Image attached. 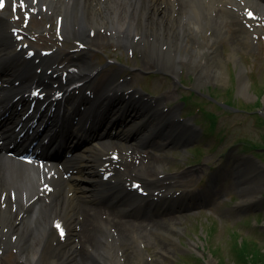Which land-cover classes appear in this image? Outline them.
Returning a JSON list of instances; mask_svg holds the SVG:
<instances>
[{
  "label": "bare ground",
  "instance_id": "6f19581e",
  "mask_svg": "<svg viewBox=\"0 0 264 264\" xmlns=\"http://www.w3.org/2000/svg\"><path fill=\"white\" fill-rule=\"evenodd\" d=\"M168 1L171 9H175V0ZM161 2L164 3L166 0H23L24 5L37 8L46 6L48 7L47 10H54L52 14L56 13V22L57 15L59 16L60 29L63 33L74 40H80V43H88V41L93 43L94 41L98 44L96 37L95 39H87L88 33L97 25L104 24L108 30L119 37L118 40L122 44L129 47L134 43L141 45L144 40H134L132 35L140 33L138 24H141L142 18L144 26L150 29V33L153 32L152 28H155L156 31L163 30V25L166 24L168 28H173V30L170 29L173 33L169 32L164 36L157 32L163 39L151 41V50L149 52L145 51L144 56L150 59L154 67L157 66L160 69L175 72L179 63L183 62L192 70L202 74L208 67V58L211 57L214 48V38L207 36L203 29L205 18L199 9L202 0L188 1L183 10L174 15H171L169 11L165 12L164 8L162 9L160 6ZM4 3L7 4V11L6 13L0 12V19L7 22L0 25V32L3 29L2 27H14L15 22L9 19L10 17H7V14L10 13L11 16L16 13L17 5L20 8L21 0H15V3L13 0H4ZM145 4L151 6V9L147 8L150 10L146 16H144L146 13H143L146 12L144 10ZM215 5L219 6L218 11L221 10L227 17L242 19L247 26L255 25V23L260 26L264 25V0H216ZM216 6L213 5L211 11ZM250 11L260 16V23L262 24H259L254 16L249 18L245 15ZM239 24L242 25L241 21H239ZM254 30L251 29L250 31ZM164 31L168 32L166 29ZM250 31L247 30V33L249 34ZM175 32H178V42L176 41V43H174L176 39L169 37L177 34ZM157 42L159 44H156ZM10 51L0 54V67L5 63L3 60L8 61L16 55V52L11 53ZM78 52L81 53V50ZM204 52L209 55L208 58L205 57ZM32 60L22 61L23 65H20V68L16 69L14 74L16 76L22 74L21 71L25 70V66L37 65ZM82 62L81 66L73 64L75 68L70 72H62L57 67L53 71L60 74L61 72L62 74L67 73L69 79H86L88 66H85V60ZM67 63L63 66H72ZM13 70L6 71L5 69L2 70L4 74L0 73L3 82L0 90V107L7 99L17 95L19 96L17 101L24 107L25 99L21 91L26 92L25 89L18 85H10L11 80L8 76L12 74ZM105 72L106 75H102L99 87L96 88L91 101L82 112H76L72 103L66 102L64 99L61 103L57 101L54 111L48 113V110L52 108V102L55 100L53 96L48 95V90H53L54 85L47 83L44 86V80L41 85H43V90L46 89V94L41 95V100L31 103L28 101L27 103L43 112L40 118L43 123L49 121L43 141L46 139V142L54 143L57 148L53 145V151L55 148L59 150L60 143H63L65 139L70 142H79L83 135L88 134L86 125L93 121L98 124L100 117L103 118L104 114H101L103 112L106 113L110 110L111 112L106 116V119L113 118V123H116L117 120L127 117L125 116L126 112L142 110V113H134L131 115L133 117L128 118L129 120L126 123L124 122V128L120 129V138L115 142L98 137V140H95L96 142L93 139L83 148L71 151V155L63 159V163L61 162L62 165L44 164L43 166L42 164L36 166L24 164L33 163V161L20 160L8 155L7 144L5 142L0 144V222L5 217L3 223L7 222L9 224L8 232L3 234L5 239L12 229L13 234H17V242L19 243L20 240V243L26 246L22 252L24 264H121L122 261L117 253L118 238H122L124 234L129 232L128 229L122 231V227L128 225L132 227L130 236L136 239L134 242L140 247L139 236L133 233L136 232L134 226L141 223L140 225L143 227L145 222L161 224L164 219L166 220L167 213L172 210L153 208L152 215H132L135 212L130 214L127 208L133 209L131 203L137 197L133 195L130 204L129 201L117 203V207H120L119 209L122 212L118 211L117 207H112L110 210L108 204L103 206L94 205V201L115 199L119 195L128 198L133 193L132 190L128 189L130 179L127 177L131 172L130 165L124 164L127 167L123 170L117 169L112 175L109 173L110 165L114 163V161H109V158H107L111 148L117 145L119 148L127 147L128 150H131L132 146L135 147L136 143L145 142L149 135L157 130H160L162 139L166 140L167 144L168 140L170 142L184 139L182 137L186 132L180 126L181 124L169 121L174 115L170 114V111L163 113L161 109L159 111L157 105L154 107L149 100H145L140 95L135 97V94L128 93L126 85L129 80H123L122 82L111 80L110 75L112 73L109 70H105ZM28 76L29 82L34 79L41 81V77L37 74ZM43 77L50 79L53 76L50 77L44 74ZM57 86L61 89L64 87L61 82ZM241 87L246 89V81L243 78H241ZM80 96L72 98L73 104L78 101ZM29 97L32 98L30 101H33V97L31 95ZM163 98H166V96ZM58 102L60 104H57ZM19 114L20 112H17L5 125H1L0 140L15 134L12 127L18 121H21V118H18ZM143 114L150 118L141 120L140 117ZM30 120L31 118L28 117L22 122L27 123ZM151 120H154V122H150ZM66 125L68 130H65ZM140 126H143V128L140 133L134 136L135 129L132 127L139 128ZM59 129L58 139L56 134ZM34 133H36L35 129L33 130ZM130 138L133 142L126 145L125 141L130 140ZM19 139L22 142L19 145H22L26 137L21 136ZM46 142H41L40 146H45L44 143ZM1 159H3V162ZM150 159L153 160L152 155H150ZM112 169L114 168L112 167ZM152 171L153 169H148V175L153 176ZM174 183V181L162 182L158 184L157 188L164 189L166 192L167 186ZM12 186L18 194L16 199H12L10 195L8 197L4 196V199L1 198V195H4L3 193ZM157 196H159L158 199L164 198L166 201L169 200L170 196L172 202L173 199L183 197L175 196L173 193H164ZM15 204L17 207L13 210L12 205ZM138 206L141 207L143 204L139 203ZM56 222L59 223V227L54 228L53 224ZM61 231H64L66 235L64 244L58 243L61 242L58 237V233ZM96 234H99L97 244L95 242ZM24 238L25 242L22 241ZM131 255L132 252L129 256Z\"/></svg>",
  "mask_w": 264,
  "mask_h": 264
},
{
  "label": "rangeland",
  "instance_id": "374dc122",
  "mask_svg": "<svg viewBox=\"0 0 264 264\" xmlns=\"http://www.w3.org/2000/svg\"><path fill=\"white\" fill-rule=\"evenodd\" d=\"M188 1L190 0H175V9H171L168 0L161 2L160 6L165 12L169 11L171 15H174L181 12ZM215 2L216 0H202L199 6L205 18L203 29L207 36L214 38L211 57L208 58L209 55L204 52L205 57L208 58V67L202 74L192 70L183 62L179 63L175 72L160 69L157 66L154 67L150 59L144 56L145 51L151 50V41L163 39L158 33L164 36L169 32L173 33L170 30L173 28H168L166 24L163 26L168 32L164 29L156 31L152 28L153 32L150 33V29L144 26L142 18L138 29L140 39H143L144 43L135 47L137 50H143L140 51L141 53L139 50L133 51L132 56L127 55L122 49L121 42L108 37L107 27L104 24L97 25V31H95L97 33L89 35L88 39L96 37L98 44L94 41L88 42L84 49L85 55L101 65L108 54L110 56L107 59H113L116 63L100 66V73L96 74L94 83L102 80V75H106L105 70L111 73L114 71L112 77L119 80L130 79L127 84L129 89H137L145 97H150L149 94L154 95L151 98H156V102H160L161 107L175 114L172 116L176 117L180 124L185 126L188 124L192 128L191 132L186 131L183 135L186 137L182 141L185 142L184 144L181 141H173L174 143L164 146L163 141L155 136L157 133L155 131L152 136L150 135L148 144H136L137 146H132L131 150L127 149L123 154L121 152L120 157L114 160V169L123 170L127 167L124 164L130 165L131 172L127 178L140 182V187L150 194L163 192L164 189L161 191L157 186L166 181L175 182L167 186V191L183 196L207 187L212 191L209 199L202 201L200 206L167 213L166 220L164 219L161 224L145 222L144 230L141 223L134 226L136 232L133 233L139 236L140 248L134 242L136 239L130 236L132 227L130 225L122 227V231L128 229L129 232L122 238H118L117 253L122 261L121 264H221V256L226 258V263L234 264L232 243L240 241L248 232L249 238L254 240L253 242L261 250H264V237L260 235L257 225H252L257 212L251 210L253 206L261 209L263 217L259 218L264 225V150L260 148L264 145V124L254 115L256 111H259L264 117V26L260 30L256 29L252 35H248L247 28L239 25L238 19L229 18L221 10L218 11L220 7L216 6ZM213 5L216 7L211 11ZM6 8L7 5L2 10L3 13H6ZM147 8L151 9V6L144 5L146 11L143 12L146 13L144 16L150 10ZM53 11L48 12L47 18L43 13L32 14L31 22L25 26V28L28 27L27 31H30L31 36L26 37L25 41L35 51L39 48H56L61 55H64L69 49H74L75 42L70 37L55 40V36H52L50 30L56 18V13L52 14ZM17 12L21 17L18 22L21 23L22 10L17 9ZM7 17L13 20L10 13ZM6 22V20H0L1 25ZM101 29L103 31H99ZM175 33L177 34L169 36L176 39L174 43L178 40V32ZM64 57L69 59L68 56ZM241 78L246 81V89L241 87ZM208 89L214 90L216 101L235 100V105L241 109L223 111L213 103L204 101L203 96L207 94ZM228 89L230 93L226 91ZM190 91H195L198 96L191 95L183 101ZM256 95L261 96L259 103H257ZM164 96L166 98H163ZM194 102H201L200 106L204 111L216 114V122L212 130H207L208 121ZM115 127L113 126V130ZM112 141L115 142V139ZM153 143L156 144L153 145ZM253 152L261 153V156ZM150 155L153 156V160L150 159ZM241 158L255 162L263 170L262 180L255 189L256 193L245 194L234 185L231 178L233 165L237 159L242 160ZM148 169H153V176L148 175ZM216 174L220 177L227 175V178L216 179L214 178ZM211 180H216L213 188L210 185ZM9 189L5 192L6 197L9 196ZM141 198L145 196L142 195ZM116 200L94 201V205L103 206L105 203ZM108 208L111 210L112 206ZM117 210L122 212L118 208ZM128 213H134L132 215L136 216L140 212L133 210ZM152 214L147 213V215ZM239 219L243 221L237 223ZM2 220L4 221L5 217ZM209 225H212V230L207 239L206 228H209ZM0 228L1 264H6L5 262L21 264V261H24L22 252L26 246H23L20 240L19 243L17 242V234H13L12 229L9 231L12 240L9 235L5 239L3 234L9 230L7 222L0 224ZM233 229L237 230L238 234L231 237L230 233ZM98 235L95 236L96 244ZM22 241L25 242V238ZM252 241L249 242L253 243ZM217 246L221 249L220 253L213 255L211 250ZM131 252L132 255L129 256Z\"/></svg>",
  "mask_w": 264,
  "mask_h": 264
},
{
  "label": "trees",
  "instance_id": "16d2710c",
  "mask_svg": "<svg viewBox=\"0 0 264 264\" xmlns=\"http://www.w3.org/2000/svg\"><path fill=\"white\" fill-rule=\"evenodd\" d=\"M232 251H234V264H264V250L256 247L254 243H250L247 239L233 243ZM222 264L226 263L225 258H221Z\"/></svg>",
  "mask_w": 264,
  "mask_h": 264
},
{
  "label": "snow or ice",
  "instance_id": "6c2138e0",
  "mask_svg": "<svg viewBox=\"0 0 264 264\" xmlns=\"http://www.w3.org/2000/svg\"><path fill=\"white\" fill-rule=\"evenodd\" d=\"M13 2L15 3V0H13ZM4 5V0H0V7H3ZM20 6L23 7V0H21ZM15 11V8L13 9ZM249 15H251V13H249ZM57 227H59V225H57ZM62 234V233H61Z\"/></svg>",
  "mask_w": 264,
  "mask_h": 264
}]
</instances>
